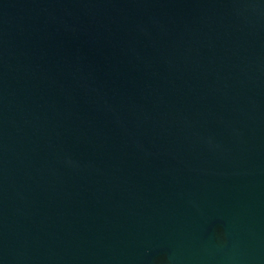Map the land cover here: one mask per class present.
I'll list each match as a JSON object with an SVG mask.
<instances>
[{
    "label": "water",
    "instance_id": "water-1",
    "mask_svg": "<svg viewBox=\"0 0 264 264\" xmlns=\"http://www.w3.org/2000/svg\"><path fill=\"white\" fill-rule=\"evenodd\" d=\"M0 264H264V0H0Z\"/></svg>",
    "mask_w": 264,
    "mask_h": 264
}]
</instances>
